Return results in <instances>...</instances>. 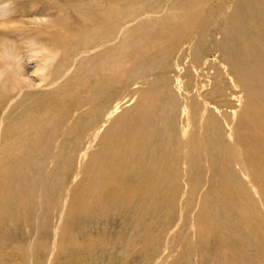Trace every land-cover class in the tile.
<instances>
[{
  "label": "bare ground",
  "instance_id": "1",
  "mask_svg": "<svg viewBox=\"0 0 264 264\" xmlns=\"http://www.w3.org/2000/svg\"><path fill=\"white\" fill-rule=\"evenodd\" d=\"M0 251L264 264V0H0Z\"/></svg>",
  "mask_w": 264,
  "mask_h": 264
},
{
  "label": "rangeland",
  "instance_id": "2",
  "mask_svg": "<svg viewBox=\"0 0 264 264\" xmlns=\"http://www.w3.org/2000/svg\"><path fill=\"white\" fill-rule=\"evenodd\" d=\"M158 215L156 216V217H154L153 218V220L150 222V223H146V226H148L149 224L151 225V227H155V225H158V223H160L162 220H163V218H164V215H165V211H159L158 213H157ZM190 214H195V210L193 209V207L190 205V206H186V208H183V209H181V208H178V210L176 211V213H175V216H174V218H173V222L172 223H175L176 224V226L177 227H190V225H188L187 224V222H185L184 220H183V217H186V216H188V215H190ZM108 222H111V220H107ZM31 223V222H30ZM88 225H91V224H88ZM102 225V224H101ZM93 227H95L94 225H93ZM96 227H100V224H98V226H96ZM108 227H116V225H115V223H111V224H109V226ZM32 228V227H31ZM96 232V231H95ZM10 236H12V238H13V234L12 235H10ZM3 253V252H2ZM1 253V251H0V264H2V261H4L3 262V264L6 262L7 264H16V260H17V258L15 259L13 256L11 257L9 254H6L5 256L3 255ZM8 256H10L11 257V259H10V257H8ZM2 257H3V260H2ZM14 259V260H13ZM13 260V261H12ZM10 261V262H9ZM5 263V264H6Z\"/></svg>",
  "mask_w": 264,
  "mask_h": 264
}]
</instances>
